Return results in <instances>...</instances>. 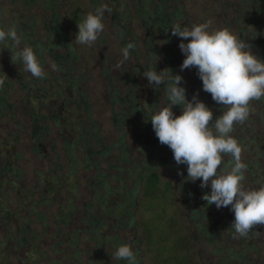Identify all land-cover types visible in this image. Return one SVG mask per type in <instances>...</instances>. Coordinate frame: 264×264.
Instances as JSON below:
<instances>
[{
    "label": "rangeland",
    "instance_id": "374dc122",
    "mask_svg": "<svg viewBox=\"0 0 264 264\" xmlns=\"http://www.w3.org/2000/svg\"><path fill=\"white\" fill-rule=\"evenodd\" d=\"M98 7L104 31L77 44L78 24ZM174 7L172 26L211 21L264 61V0H0V28L14 25L21 38L13 51L32 47L46 74L24 72L0 45V264H127L112 259L120 245L139 264H264V225L237 235L231 206L208 205L210 185L187 181V165L146 122L168 105L164 85L143 76L149 68L181 75L212 123L223 114L197 69L181 71V38L160 22ZM231 135L243 148L244 188L264 186V99ZM224 160L227 171L234 161Z\"/></svg>",
    "mask_w": 264,
    "mask_h": 264
},
{
    "label": "clouds",
    "instance_id": "9594fccd",
    "mask_svg": "<svg viewBox=\"0 0 264 264\" xmlns=\"http://www.w3.org/2000/svg\"><path fill=\"white\" fill-rule=\"evenodd\" d=\"M104 12V7H98L78 24L79 31L74 39L77 44L91 45L97 41L105 27L102 22ZM210 25L211 21L191 28L174 25L170 32L181 38L179 48L185 56L181 71L197 69L203 90L223 106V114L212 123L213 111L199 100L198 94L191 101L187 99L186 88L181 86V75H174L171 69L157 72L156 68H149L143 76L155 88L164 85L168 105L152 114L146 122L150 120L159 142L172 150L175 162L187 165V181L201 180L202 189L210 185L211 192L202 196L208 205L215 204L217 209L231 206L235 215L231 228L244 237L255 226L264 225V186L251 190L244 188L243 148L231 133L235 124H243L248 119L250 103L264 99V61L255 56L250 45L235 33L227 28L209 30ZM20 43L14 25L7 30L0 28V45L3 50L11 51L12 63L22 64L24 72L43 79L46 74L32 47L26 45L13 51ZM134 47V43L129 42L122 49L121 64L129 59ZM6 79V74L0 77V88ZM176 105L182 107L179 116L173 112ZM226 156L234 161L227 171L223 167ZM112 259L137 264V257L129 245H120Z\"/></svg>",
    "mask_w": 264,
    "mask_h": 264
},
{
    "label": "flooded vegetation",
    "instance_id": "af4514ba",
    "mask_svg": "<svg viewBox=\"0 0 264 264\" xmlns=\"http://www.w3.org/2000/svg\"><path fill=\"white\" fill-rule=\"evenodd\" d=\"M172 14V15H171ZM179 15H180V13L178 12V10H177V8L176 7H174V9L172 10V12L171 13H162V19L160 20V22H163L165 25H170L169 27H172L173 28V26L171 25L174 21H176V19L175 18H177V17H179ZM173 16V17H172ZM155 18H158L157 16L155 17ZM153 19L154 21L156 20V19ZM167 23V24H166ZM163 24V25H164Z\"/></svg>",
    "mask_w": 264,
    "mask_h": 264
},
{
    "label": "trees",
    "instance_id": "16d2710c",
    "mask_svg": "<svg viewBox=\"0 0 264 264\" xmlns=\"http://www.w3.org/2000/svg\"><path fill=\"white\" fill-rule=\"evenodd\" d=\"M157 179H158V175H157V173H155V172L151 173V174H150V177H149V179H148L149 184H151V185H149V186L153 187V186L156 184ZM135 255H136V257H137V264H139V262H140V258L138 257V253L135 252Z\"/></svg>",
    "mask_w": 264,
    "mask_h": 264
}]
</instances>
